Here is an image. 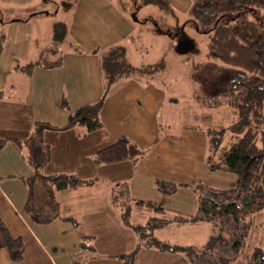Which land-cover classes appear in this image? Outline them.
<instances>
[{"label": "crops", "instance_id": "1", "mask_svg": "<svg viewBox=\"0 0 264 264\" xmlns=\"http://www.w3.org/2000/svg\"><path fill=\"white\" fill-rule=\"evenodd\" d=\"M110 1L112 3L108 0H73V12L69 11L67 14L69 19L72 14V27L66 22L68 18L64 21L53 19L52 25L53 32L56 23L66 24L67 35L64 40L54 42L64 43L71 34L74 42L68 53L63 56L60 65L56 67L38 65L30 75L15 67L17 59L21 63L35 60L39 58L43 49L37 46V40L34 38L31 44L27 42L22 45L21 51L19 43L14 44L13 50L7 49L8 35L3 26L6 40L0 54V137H16L23 140L20 145L8 140L0 147V219L13 236L22 238L24 253L21 260H13L9 250L1 248L0 264H126L118 255L134 251L143 242L128 221L145 222L156 214L166 216L169 213L171 216L166 217L172 219L165 226L156 228L157 233L172 227L171 234L180 237L179 233L200 226L211 233L212 228L209 224L213 225V222L190 219L199 213L201 191L197 192L195 189L197 190V186H203L199 183L201 181L192 180L195 172L194 161L139 159L136 162L124 160L106 164L94 163L100 171L98 169L95 176L90 178H82L77 176L80 171V155L73 159V154L66 151L70 143L75 147L76 140L79 144L89 131L84 125L66 127L72 111L70 102L73 97L81 100L79 104L82 101L87 102L89 98V103L85 104L88 105L105 95L99 116L103 127L108 126V131L100 136L93 135L91 139L93 143L90 144L92 148L93 144L96 145L98 142L108 146L111 144L110 141L115 142L120 137H127L132 141L133 136L129 129L135 119L139 122L146 117L154 130L160 127L164 95L151 85L143 86L144 82L140 79L143 76L139 73L120 78L105 92L106 77L101 65L102 55L106 52L105 48L115 44V38L128 37L119 31L120 26L125 25L127 15L123 8L115 5V0ZM169 1L174 5L171 0ZM154 6L163 10L157 5ZM45 16H47L44 17L45 28L41 30L48 33L52 17ZM127 21L131 22L129 18ZM124 28L131 30L128 26ZM32 37H35V30ZM106 37L107 40L111 39L107 41V45L104 42ZM18 41L20 42L21 38ZM36 54L38 55L33 56ZM119 82L121 84L116 86ZM121 86L129 94L125 98H117L112 93ZM126 86L132 87L133 90L127 89ZM56 100L64 110L61 111L63 113L56 111ZM64 100L68 102V108L63 107ZM197 115L199 114H195L194 117L197 118ZM37 121L49 123L55 128H47L37 133L35 130ZM197 125L199 124L188 123L177 134L170 131H166V134L179 136L181 139L178 140L177 149L185 152L183 149L185 142L192 138L194 132L201 129ZM209 132L207 130L208 149ZM89 133L100 134L97 130ZM62 141H66L67 146H59L58 143L62 144ZM161 141L159 137L154 138L153 144H159ZM37 146L44 147L46 152L49 147V155L36 153ZM95 151L93 148L89 150V154ZM184 157L180 156L179 159ZM38 164L44 165L37 167ZM207 167L213 170L208 165ZM113 168L118 169L117 176L111 175ZM121 171L127 173L122 177V174H119ZM213 171L232 179L233 185L237 184L235 183L237 179L231 175L234 173L229 170L222 168ZM58 173H67L90 182L59 189L43 177ZM157 179L183 183L187 186H180L173 194H164L157 186L155 187ZM129 182L130 192L133 189L132 184L136 186V190L132 194L128 191L127 198L122 196L121 190H113L110 187L113 184L119 188L123 183L127 185ZM174 198L177 204L171 205L170 200ZM137 200L158 203L164 207V212H156L154 209L138 205ZM128 207L130 216L126 220L123 212ZM145 208L154 212L147 211L148 216L139 218V212L144 213ZM180 216L185 221H178ZM177 226L181 229L176 230ZM85 237L88 239L83 244ZM174 245L188 246L194 243ZM147 250L156 252L152 254L160 257L165 256L157 248L143 246L134 264H138L140 257L145 256ZM178 253L183 252L170 255L179 256Z\"/></svg>", "mask_w": 264, "mask_h": 264}, {"label": "rangeland", "instance_id": "2", "mask_svg": "<svg viewBox=\"0 0 264 264\" xmlns=\"http://www.w3.org/2000/svg\"><path fill=\"white\" fill-rule=\"evenodd\" d=\"M108 1L112 3L110 0ZM186 1H188L187 4ZM171 2L175 5H173L176 12L174 14L161 11L154 5H143L140 0H115V5L123 8L124 13L127 15V20L128 18L131 20L130 23L126 20L124 25L131 28V30L128 31L124 26H120L119 31L121 30V33L127 34L128 37L115 38V44L108 46L109 48L107 47L105 50L107 52L115 48L120 51L122 53L121 57L125 62L124 64L138 68V70L140 69L137 73L143 76L140 78L144 82L143 86L147 87L146 84L153 86L160 94L163 93L165 98V103L160 113L159 128L154 130L149 120H146V117L139 120V122H136L135 119L134 124L130 125L129 132L133 136L132 141L145 151L140 161H194L195 172L192 180L201 181L199 183L203 184V189L207 187L210 191L224 192L220 195V198L222 201L228 202L230 198H237L239 192L236 190L227 193V190H231L233 187L237 188L236 185H233L232 179L225 178L222 176V173L209 170L207 167L208 156L210 154L207 130L218 125H228L230 123L232 118L231 111L228 107L221 104L219 102L220 97L218 99L216 96L225 92L226 84L230 80V77L235 76V73L227 70V66L224 67V65L219 63L217 64L220 65L221 70L215 73V70H212L206 64L208 62L206 58L207 45L206 40L203 41L205 34L198 32V29L195 28L194 23L190 20L189 9L192 0H171ZM72 6L73 0H0V27L3 29L4 26L7 31L8 38L7 40L5 39L7 49L13 50L14 44L19 43V51H21L23 50L21 46L27 42L31 44L34 38L35 41L37 40V46L43 49L39 57L56 59L60 55L64 56L68 53V49H70L74 42L72 41L73 37L69 34L68 40L64 43H55L52 25L54 20H66L68 12H73ZM45 15L52 17L50 18L51 23L48 33L42 31L45 28L44 17H47ZM71 16L72 14L70 15V19L68 18L66 21L69 22L68 25L70 27H72ZM34 30L35 37H32ZM20 38L21 41L19 42ZM109 40L106 37L104 41L106 45ZM103 47L102 50L104 49ZM199 62L204 64L198 65ZM223 70L225 73H223ZM120 84L121 82L116 84V86ZM126 88L133 90L132 87L126 86ZM112 93L117 98H125L129 95L124 91L123 86ZM88 100L87 102L82 101L79 104L81 100L73 97L70 102L72 111L89 103ZM97 100L92 102H96ZM55 109L58 112L64 111L60 108L58 100H56ZM66 110L68 111V109ZM195 114H199L198 119L194 117ZM188 123L199 124L201 125V129L194 132L192 138H189L185 142V148H183L185 152H183L177 149L178 140L181 138L179 136L167 135L166 131L177 134ZM105 127L97 130L100 134H90V131H88L87 136L83 137L79 144H77L76 140V143H74L75 147H72L70 143V147L66 148L67 152L73 154V159L80 155V171L77 176L82 178L95 176L99 167L95 166L94 163L96 162H94L93 155L106 145H103L101 142L96 143V145L93 144V148L96 151L89 154V150L93 149L90 147V144L93 143L91 139L94 137L93 135L100 136L106 133L108 126ZM157 137L161 138L162 141L159 144H153L154 138ZM110 143L112 144L114 141H110ZM110 143H107V145ZM58 144L61 147L67 146L66 141H62V144L59 142ZM63 150L64 148L61 151L63 152ZM180 156L185 157L184 159H179ZM113 170L112 174H109L117 176L118 169L113 168ZM105 173H107L106 170ZM126 173V171H121L119 174H122L121 176L123 177ZM231 175L238 181L235 174ZM237 181L235 183H238ZM132 186L131 192L130 182L127 185L123 183L119 188H116V185L113 184L110 187L113 190H121L122 196H126L127 198L128 191L132 194L136 190V186L133 184ZM200 190L202 189H195L197 192H200ZM240 195L242 196V194ZM240 198L238 197L237 199L241 200ZM170 202L171 205L177 204L175 198L170 200ZM147 211L151 213L152 210L145 208V214L140 211L138 217L145 218V216H148ZM156 216H159V214H156ZM166 216H171V214L168 213ZM179 218L182 217L180 216ZM216 222L222 228L220 232H223L225 236L235 231L239 234L242 228V225H238L236 228L233 220L228 217L225 219L224 217L216 218ZM209 225L212 228L211 233L206 228L200 226L187 229L184 231L185 233H179L180 237H178L177 234H171L172 227H168L158 233L156 231L155 236L159 237V239H165L173 245L194 243V246H207L211 241L213 233H217L219 230L215 231L213 225ZM178 227L176 230L181 229ZM248 231V242L252 245L258 244L264 247V210L255 212L254 216L250 219ZM220 239H223L222 235ZM212 247L211 243L210 248ZM226 250V248H223L221 256H227ZM149 251L147 250L145 256L142 255L140 257L138 264H216L213 260L218 261V255L212 258H209V256L194 257L192 261L189 258L190 256L184 252L178 253L179 256L171 257L172 255L170 254H175L176 252L172 253L170 250H162L161 254L165 256L160 257L157 254H152L156 252ZM214 252H218L217 247L214 249ZM231 257L233 259L229 264H246L241 252L238 255L235 252ZM180 259L182 260L180 261ZM211 259L213 260L211 261Z\"/></svg>", "mask_w": 264, "mask_h": 264}, {"label": "trees", "instance_id": "3", "mask_svg": "<svg viewBox=\"0 0 264 264\" xmlns=\"http://www.w3.org/2000/svg\"><path fill=\"white\" fill-rule=\"evenodd\" d=\"M141 2L157 5L166 13H176L169 0H141ZM189 14L198 32L205 34L203 41L206 40L207 45L208 62L206 64L215 70V73L221 70L217 63L224 67L227 66V70L235 73V76L230 77L226 84L225 92L216 96L218 99L220 97L219 102L231 111L232 118L228 125L210 128L208 166L213 170L225 168L237 176V188L233 187L234 189L226 192L237 190L239 192L237 198L241 197V200L230 198L228 202H224L220 198L224 192L210 191L207 187L203 189V186H197V189H202L200 190L199 213L190 219L193 221L209 220L213 222L215 231L219 229L217 233H213L207 246L173 245L159 239L154 234L155 229L165 226L172 219L160 215L150 216L145 222L128 221L143 242L134 251L118 256L124 259L126 264H134L140 250L143 246H147L161 251L184 252L190 256L192 261L194 257L209 256L212 258L218 255V261L211 259L216 264H229L233 259L231 255L235 252L238 255L241 252L246 264H264V247L248 242L250 219L256 211L264 210V0H192ZM0 30L1 54L6 32L3 29ZM53 32L55 42L63 41L67 35L66 24L56 23ZM121 54L113 48L102 55L101 65L106 77L105 92L114 81L130 77L140 70L124 64ZM62 60V55L55 60L40 56L26 63H21L17 59L15 67L30 75L38 65L56 67L62 63ZM200 64L201 62L198 63ZM223 73H225L224 70ZM104 97L105 95L95 103L71 111L66 127L84 125L89 131L103 127L99 110ZM62 105L66 108L69 106L66 100L62 102ZM197 126L201 127V125ZM47 128L54 129L55 127L43 121H37L35 124L37 133ZM8 140H13L20 145L23 139L0 137V147ZM49 152V147L46 152L44 147L37 146L36 153L49 155ZM144 153L145 151L129 138L120 137L114 143L98 150L94 159L97 164L124 160L136 162ZM43 165L38 164L37 167H43ZM43 177L59 189L90 182L67 173ZM156 185L159 191L167 194L175 193L180 186H187V184L164 179H157ZM136 204L154 209L156 212H164L162 205L152 201L137 200ZM129 216L130 208H127L123 212V217L128 220ZM219 217L231 218L236 228L242 225L240 233L237 234L235 231L225 236L223 232H220L222 228L216 222V218ZM178 221L182 222L185 219L180 218ZM221 235L223 239H220ZM84 239L83 244L86 243L88 237ZM211 243L213 249L210 248ZM216 247L218 252L215 253ZM1 248H7L13 260L23 258L22 238L13 236L0 219ZM223 248L227 249V256H221Z\"/></svg>", "mask_w": 264, "mask_h": 264}]
</instances>
